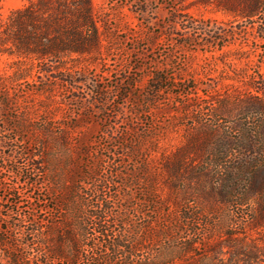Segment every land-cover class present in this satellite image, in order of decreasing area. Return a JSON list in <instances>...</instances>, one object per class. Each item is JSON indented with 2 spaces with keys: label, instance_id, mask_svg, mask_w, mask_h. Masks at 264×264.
<instances>
[{
  "label": "rangeland",
  "instance_id": "374dc122",
  "mask_svg": "<svg viewBox=\"0 0 264 264\" xmlns=\"http://www.w3.org/2000/svg\"><path fill=\"white\" fill-rule=\"evenodd\" d=\"M148 1L149 12L143 16L137 12L142 8L138 0H92L95 17L103 31V59L90 64L86 71L89 80L76 84L77 88L71 92L65 87L53 86L55 72L44 74L40 65H32L28 59L0 54V78L9 84L1 98L8 103L2 102L0 106V121L17 127L4 132L0 122V137H12L20 153L21 150L31 151L34 159L42 163V168L36 169L37 174L31 176L38 186L30 188L32 180L27 181L24 176L31 166L29 160L19 159V154L7 163L0 159V204L12 207L11 202L21 201L14 208V219L24 221L35 214L39 221L54 220L78 228L75 209L88 203L101 206L105 201L114 207L107 217L109 234L117 230L114 217L130 213L135 221L132 236L141 240L143 234L138 227L147 224L143 217L147 208H141L138 213L131 208L127 212L126 207L130 204L128 199H144L145 194L138 185H123L121 177V171L127 173L133 169L135 161L125 154L119 155L121 148L108 146L111 141H124L123 136L131 141L132 135L142 127H155L159 131L153 135L156 138L153 142L137 144H141V149L150 146L151 155L155 157H160L164 149L175 150L193 132L210 130L211 141L215 144L219 139V156L206 158L204 167L209 176L180 192L163 188L161 195L166 199H222L227 204L231 199H264V164L246 184L235 180L243 175L240 172L221 168L224 161L227 167L237 166L239 157L246 154L264 160V11L254 19L235 20L212 5H193L192 0H186L185 4H180L181 0L176 4L173 0ZM28 2L1 0L0 30L10 14ZM176 6L180 10L177 11ZM177 13L210 20V26L216 22L221 31L232 32L234 37L219 50L183 47L179 35L186 31L185 23L177 20L173 25L172 21ZM168 31H172V35H168ZM154 71L168 77V89L149 104L146 99L152 95L150 84ZM170 76L174 79H169ZM118 82L123 83V93L114 97L116 105L101 103L103 96L97 89L112 90ZM172 83L184 86L172 89ZM124 91L131 93L129 100H123ZM136 101L143 105L137 117L132 112L137 108L133 106ZM114 111L119 114L113 115ZM147 111L152 113V122ZM131 117L134 120L129 127L127 121ZM128 128L131 134L125 133ZM61 129L67 130L68 143L62 138ZM76 137L79 143H89L88 157L80 156L75 146ZM246 142H250L251 147L246 146ZM143 154L150 155L144 151ZM120 160L125 163L120 164ZM85 161L96 166L95 174L92 173L95 179L78 183L79 190H73L75 175L91 173ZM229 176L235 178L225 182L223 178ZM214 188L219 196L208 197L207 193ZM88 209L84 207V211ZM243 216L239 214V221L246 219V215ZM212 228V233L205 231L201 237H205L203 248L209 246L208 238L223 235L219 232L220 225ZM97 231L90 230L92 238L85 245L91 255L108 250ZM160 242L151 241L148 245L155 250Z\"/></svg>",
  "mask_w": 264,
  "mask_h": 264
},
{
  "label": "trees",
  "instance_id": "16d2710c",
  "mask_svg": "<svg viewBox=\"0 0 264 264\" xmlns=\"http://www.w3.org/2000/svg\"><path fill=\"white\" fill-rule=\"evenodd\" d=\"M173 1L175 4L178 2V0ZM181 1L180 4L186 2V0ZM139 3L142 8L137 12L145 16L149 12L147 7L149 1L138 0ZM191 4L212 5L217 10L230 14L235 20L254 19L264 11V0H192ZM175 9L180 10L178 6ZM177 20L185 23L186 31L179 35L183 39L181 43L183 47L195 46L219 50L229 44L234 37L232 32L221 31L216 22L210 26V20L197 19L183 13L175 15V19L172 20L173 25H176ZM99 23L94 14L92 0H29L23 7L17 8L10 14L6 25L0 30V54L28 59L32 65L35 63L40 65L44 74L55 72V76H52L54 84L52 85L65 87L71 92L77 88L76 84L89 80L86 71L90 64L103 59V31ZM167 34L172 35V31H168ZM169 79L174 77L170 76ZM167 82L168 77L160 71L152 72L150 84L152 95L146 99L149 104L155 100L156 95L168 89ZM8 85L6 80L0 78V106L2 102L6 105L8 103L1 99L3 91L8 90ZM180 86L184 84L172 83L170 88ZM44 89L42 87L41 90ZM121 91L123 93V83L118 82L112 90L103 87L96 92L103 96L101 103L114 102L115 106L114 97ZM130 94L124 91L123 100H129ZM117 105L120 106V103ZM133 106L137 107L132 109L137 117L138 113L143 111L139 109L143 105L140 101H136ZM146 113L152 122V113L150 111ZM115 114H119V111H114L113 115ZM133 120L134 118L131 117L127 121L129 127ZM0 122L3 124L4 132L17 129L8 121ZM71 125L75 127V124ZM139 126L141 128V125ZM61 130H63L62 138L68 143L66 139L68 135L65 134L67 130ZM156 132L159 131L155 127H142L140 132L136 131V135H132L131 141L123 136L124 141L118 143L111 141L108 146L121 148L122 153L119 155L125 154L132 162L135 161L133 169L127 173L121 171V177L123 185H138L143 188L145 194L144 199H128L130 204L126 207L127 212L130 208L137 212L141 208H147L146 213H143L147 224L144 222L145 224H139L138 227L143 234L141 240H136L132 236L135 234L131 231L135 221L130 213L116 215L113 224L115 223L117 230L109 234L107 217L114 207L105 201L101 206L85 204L89 208L86 211H84L85 206L81 209L77 207L75 214L78 228H73L54 220L39 221L35 218V214L28 219L25 218L24 221L14 219V208L21 203L19 200L15 203L11 202L12 207L0 204V264H82L83 261L86 264H264L262 233L264 232V199H231L227 204L223 203L222 199H166L161 195L160 190L163 188L180 192L191 183L207 178L209 173L204 167L207 165L206 158L211 156V159H214L219 156L217 151L219 139L214 144L211 141L213 133L210 130L193 132L175 150L164 149L160 157H155L151 155L150 146L141 149V144L139 146L137 144L145 141L153 142V139L156 140L153 137ZM125 133L131 134L130 129H126ZM78 139L79 137L74 139L77 151L81 157H88L89 143H79ZM12 140L10 136L0 137V159L7 163L15 160V156L19 154V159L29 160L31 166L27 168V175L24 176L27 181L32 180L29 182L30 188H37L38 183L33 181L31 176L37 174L36 169L42 168V163L34 159V153L31 151L21 150L20 153ZM246 146L251 147V143L246 142ZM156 148L158 149V146ZM143 151L150 155H144ZM123 161L120 160V164L125 163ZM91 164H86L85 161V166L91 171L89 175L83 172L75 175L71 186L73 190H79L80 183L95 179L92 173L95 174L96 166ZM263 164L264 160L256 155L246 154L239 157L237 166L227 167V161H224L221 168L240 172L243 175L235 180L246 184L251 182L258 171L257 168ZM217 165L219 169V164ZM233 178L235 176L223 180L228 182ZM106 181L108 182L107 179ZM207 194L210 198L219 196L215 188ZM224 207L227 214L224 212ZM219 208L226 216L219 211ZM239 214H242L243 218V215H246V219L239 221ZM21 222L27 224L22 225ZM218 225H220L219 232L223 235L214 239L208 238L209 246L203 248L206 244L205 237L203 239L201 237L204 236L205 231L212 233V227ZM64 227L66 230L63 229ZM57 228L58 230H55ZM93 228L95 232L98 229V237L104 238V246L108 250L91 255L85 245L92 238L90 230ZM159 240L161 242L157 249L153 250L149 247L151 241Z\"/></svg>",
  "mask_w": 264,
  "mask_h": 264
}]
</instances>
